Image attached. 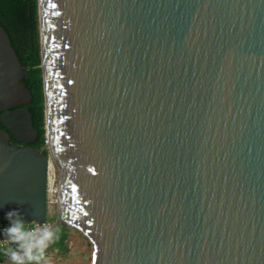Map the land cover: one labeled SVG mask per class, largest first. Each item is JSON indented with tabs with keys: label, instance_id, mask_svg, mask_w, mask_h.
Instances as JSON below:
<instances>
[{
	"label": "water",
	"instance_id": "water-1",
	"mask_svg": "<svg viewBox=\"0 0 264 264\" xmlns=\"http://www.w3.org/2000/svg\"><path fill=\"white\" fill-rule=\"evenodd\" d=\"M56 218L88 264H264V0H37ZM0 25V215L47 218L48 156ZM75 188V191L73 190Z\"/></svg>",
	"mask_w": 264,
	"mask_h": 264
},
{
	"label": "trees",
	"instance_id": "trees-1",
	"mask_svg": "<svg viewBox=\"0 0 264 264\" xmlns=\"http://www.w3.org/2000/svg\"><path fill=\"white\" fill-rule=\"evenodd\" d=\"M0 25L7 32L25 70L22 80L32 95V100L27 105L33 126L37 129V143L45 144L37 0H0ZM2 217L8 222L5 216ZM65 235L68 234L65 232Z\"/></svg>",
	"mask_w": 264,
	"mask_h": 264
},
{
	"label": "clouds",
	"instance_id": "clouds-1",
	"mask_svg": "<svg viewBox=\"0 0 264 264\" xmlns=\"http://www.w3.org/2000/svg\"><path fill=\"white\" fill-rule=\"evenodd\" d=\"M8 225L0 239V253L9 264H50L46 251L59 239L60 229L49 223H35L29 226L20 209L5 213Z\"/></svg>",
	"mask_w": 264,
	"mask_h": 264
},
{
	"label": "rangeland",
	"instance_id": "rangeland-1",
	"mask_svg": "<svg viewBox=\"0 0 264 264\" xmlns=\"http://www.w3.org/2000/svg\"><path fill=\"white\" fill-rule=\"evenodd\" d=\"M48 163L51 172H53V175H51L50 179L53 180L58 174V170L51 157L49 158ZM49 197L51 198L52 195L49 194ZM51 206L56 209V205ZM49 217L54 220L53 226L60 229L59 239L52 243L46 251V256L50 264H88L90 262V253L92 249L91 243L88 241V239L85 237L87 243L86 240H80V238H84V235L80 232L79 233L81 235L78 234L77 236L73 237L74 241L70 238H67V236L65 235V231L67 232V228L71 229V227L63 226V224L57 220L55 212L51 213V215L49 216L47 215V218ZM64 237H66V241H64ZM57 246L58 251L56 248ZM6 258V256L3 257V259ZM3 264H9L8 259Z\"/></svg>",
	"mask_w": 264,
	"mask_h": 264
},
{
	"label": "built area",
	"instance_id": "built-area-1",
	"mask_svg": "<svg viewBox=\"0 0 264 264\" xmlns=\"http://www.w3.org/2000/svg\"><path fill=\"white\" fill-rule=\"evenodd\" d=\"M49 162V161H48ZM58 172V171H57ZM47 196H46V200H47V204L48 205H55L56 204V187H57V183H58V174L55 176V178L53 180L50 179L51 175H53V172H51L49 163L47 164ZM49 194L52 195V197H49ZM56 210V209H55ZM35 223H49L51 225H53L54 220L49 217L46 218L45 220L41 221V222H37V221H30L28 222L29 226L35 224ZM8 225V222H6L4 220V218L0 215V239H3V229ZM4 255L2 253H0V264L3 263V259Z\"/></svg>",
	"mask_w": 264,
	"mask_h": 264
},
{
	"label": "flooded vegetation",
	"instance_id": "flooded-vegetation-1",
	"mask_svg": "<svg viewBox=\"0 0 264 264\" xmlns=\"http://www.w3.org/2000/svg\"><path fill=\"white\" fill-rule=\"evenodd\" d=\"M0 129H3V130L7 133L9 143H12V144L15 143V144L18 145V146L26 145V143H24V142H22V141H19V140H16L15 138H13L12 135H11V133H10V131L7 130V129H6L4 126H2L1 124H0ZM37 135H38V133H37ZM29 145L39 147L40 150L43 151V152H45V154H46L47 156L49 155L48 150H47V147H46V144L39 145V144L37 143V137L35 138V140H34L33 142L29 143ZM49 158H50V157L48 156V161H49ZM53 212H55V208H54L53 206H50V205L47 204V215L49 216V215H51V213H53Z\"/></svg>",
	"mask_w": 264,
	"mask_h": 264
},
{
	"label": "crops",
	"instance_id": "crops-1",
	"mask_svg": "<svg viewBox=\"0 0 264 264\" xmlns=\"http://www.w3.org/2000/svg\"><path fill=\"white\" fill-rule=\"evenodd\" d=\"M68 227V226H67ZM73 229V230H72ZM64 231H65V228H64ZM66 232V231H65ZM68 235H67V238H70V239H72L73 240V237L74 236H77L78 234H80L79 233V231L78 230H76V229H74V228H71V229H69V228H67V232H66ZM81 235V234H80ZM71 236V237H70ZM66 238H64V241H66L65 240ZM80 240H86L85 239V236H84V238H80ZM74 241V240H73ZM86 243H87V240H86ZM57 248V251H58V246L56 247ZM92 250V249H91ZM90 255H91V253H90ZM7 261V258L5 259V260H3V263L4 262H6ZM2 263V264H3Z\"/></svg>",
	"mask_w": 264,
	"mask_h": 264
},
{
	"label": "snow or ice",
	"instance_id": "snow-or-ice-1",
	"mask_svg": "<svg viewBox=\"0 0 264 264\" xmlns=\"http://www.w3.org/2000/svg\"><path fill=\"white\" fill-rule=\"evenodd\" d=\"M73 190L75 191V188Z\"/></svg>",
	"mask_w": 264,
	"mask_h": 264
}]
</instances>
